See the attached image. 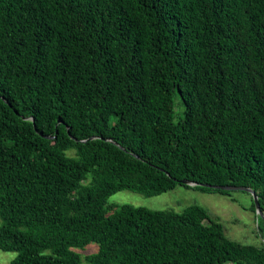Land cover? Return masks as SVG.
<instances>
[{"label":"trees","instance_id":"16d2710c","mask_svg":"<svg viewBox=\"0 0 264 264\" xmlns=\"http://www.w3.org/2000/svg\"><path fill=\"white\" fill-rule=\"evenodd\" d=\"M177 185L253 189L263 235L264 0H0L10 264H264L200 204L107 203Z\"/></svg>","mask_w":264,"mask_h":264},{"label":"rangeland","instance_id":"374dc122","mask_svg":"<svg viewBox=\"0 0 264 264\" xmlns=\"http://www.w3.org/2000/svg\"><path fill=\"white\" fill-rule=\"evenodd\" d=\"M177 116L183 115V104L179 96L174 97ZM110 204L120 205L129 203L136 206H144L151 209H172L181 211L189 204L197 203L206 207L212 214L219 217L226 228L228 237L243 243L261 244L263 235L258 225H262L259 215L250 209L251 195L242 190L231 191L225 195L217 192H203L194 188L177 185L157 195L147 196L142 193L123 189L113 193L109 198ZM264 234V232H263ZM98 244L90 242L78 251L85 253L97 251ZM15 252L0 250V264H10ZM83 264H89L83 261Z\"/></svg>","mask_w":264,"mask_h":264},{"label":"water","instance_id":"95a60500","mask_svg":"<svg viewBox=\"0 0 264 264\" xmlns=\"http://www.w3.org/2000/svg\"><path fill=\"white\" fill-rule=\"evenodd\" d=\"M188 184H191L193 185L194 183L192 182H187V181H184ZM221 189H225V190H233V189H239V190H245V191H248L251 195H252V198H253V201H254V205H255V212L259 215V216H262V212L260 210V206H259V202H258V199H257V195L256 193L254 192L253 189L249 188V187H235V186H220ZM263 239H264V234H263Z\"/></svg>","mask_w":264,"mask_h":264}]
</instances>
